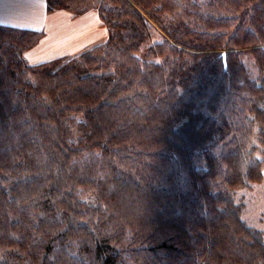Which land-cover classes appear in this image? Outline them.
I'll return each mask as SVG.
<instances>
[{"label":"trees","instance_id":"obj_1","mask_svg":"<svg viewBox=\"0 0 264 264\" xmlns=\"http://www.w3.org/2000/svg\"><path fill=\"white\" fill-rule=\"evenodd\" d=\"M103 41L31 63L0 24V264H264V0H46Z\"/></svg>","mask_w":264,"mask_h":264},{"label":"crops","instance_id":"obj_2","mask_svg":"<svg viewBox=\"0 0 264 264\" xmlns=\"http://www.w3.org/2000/svg\"><path fill=\"white\" fill-rule=\"evenodd\" d=\"M0 24L44 31L40 41L25 52L31 63L76 54L107 36L96 10L80 15L64 9L48 12L46 0H0Z\"/></svg>","mask_w":264,"mask_h":264},{"label":"rangeland","instance_id":"obj_3","mask_svg":"<svg viewBox=\"0 0 264 264\" xmlns=\"http://www.w3.org/2000/svg\"><path fill=\"white\" fill-rule=\"evenodd\" d=\"M237 196L245 202L244 218L264 234V179L240 190Z\"/></svg>","mask_w":264,"mask_h":264}]
</instances>
